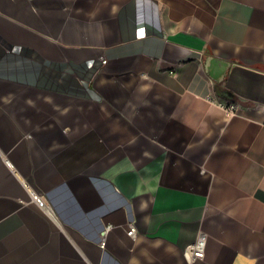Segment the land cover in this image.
I'll list each match as a JSON object with an SVG mask.
<instances>
[{
    "label": "crops",
    "instance_id": "obj_1",
    "mask_svg": "<svg viewBox=\"0 0 264 264\" xmlns=\"http://www.w3.org/2000/svg\"><path fill=\"white\" fill-rule=\"evenodd\" d=\"M0 264H264V0H0Z\"/></svg>",
    "mask_w": 264,
    "mask_h": 264
},
{
    "label": "built area",
    "instance_id": "obj_2",
    "mask_svg": "<svg viewBox=\"0 0 264 264\" xmlns=\"http://www.w3.org/2000/svg\"><path fill=\"white\" fill-rule=\"evenodd\" d=\"M102 63H105V60H101ZM134 232V228H130L128 232L130 235ZM203 250H204V241L199 240L197 244H194L188 248V252L192 258H202L203 257Z\"/></svg>",
    "mask_w": 264,
    "mask_h": 264
}]
</instances>
